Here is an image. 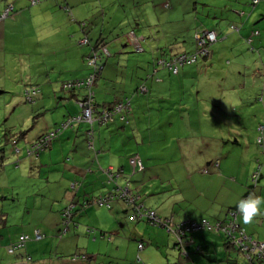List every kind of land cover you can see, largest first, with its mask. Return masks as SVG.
<instances>
[{"label":"rangeland","instance_id":"374dc122","mask_svg":"<svg viewBox=\"0 0 264 264\" xmlns=\"http://www.w3.org/2000/svg\"><path fill=\"white\" fill-rule=\"evenodd\" d=\"M113 1L114 5L110 8L107 7V12L104 15H101L99 11L101 10L99 9L100 2L97 0L92 2V8L98 7L99 10H94L88 20L90 26L88 25L87 28L92 29L93 25L97 23L98 26L94 30L96 32L102 26L105 29V25L108 24L105 30L107 33L103 38L108 54L100 61L102 68L103 66L105 68L98 78L100 85L95 89L96 80L92 86L95 94L97 93L96 101L99 104L96 109L99 111L102 109L103 104L101 103L102 100H105V94L111 99L118 97L121 100L126 95L132 99L134 115L131 117L126 115L129 123H124V128L120 130L119 154H123L128 161L131 155H140L145 169L130 174L131 170L128 167V171H126L129 173L126 174L128 177L124 176L123 179L131 180L133 184L141 183L140 187L143 188L141 191L144 195H150L147 193L148 191L151 193L152 189L156 190L153 197H157L158 202L154 205L164 200L168 201L169 206L177 205L181 204L183 198H188L193 206L198 204L195 202L196 198L211 202L198 197L196 195L198 192H201L202 196L213 197L216 204V198L224 192L223 184L225 182L230 183V185L227 184L230 190L232 184L236 185L238 191L243 189L244 192H242L246 197L251 194L264 198V130H260L264 128V28L262 25L264 17H260L259 14L260 8L264 9V0H260L254 7L250 4L252 0H240L242 3L235 4L238 7L235 8V13L236 10L244 11L245 15L241 17H234L230 13V9L226 5L231 0H217L218 3H215L214 0L213 2L208 0H173L170 7L167 8L163 6L164 2L169 0H162L163 5L157 2L156 5L161 10L157 15H161V13L174 15L168 20H165L164 16L161 20L154 17L135 19L134 16L138 14L137 3L132 4L131 0L130 3L129 0ZM195 6L198 9L195 10ZM143 7L144 4L140 6L141 9ZM124 9L125 11L129 9L128 12H132L126 15L123 12ZM228 13L231 15L228 16ZM261 13L264 15V10ZM246 21L247 23L244 24ZM231 26L234 29H231ZM131 28L134 30H130ZM198 28H215L218 31V38L210 45V54L207 58L199 57L195 63L179 67L177 74L170 72L165 74L164 86L169 80L168 76H171L169 81L170 83L172 81L173 85L172 96L168 97L169 89L163 87L162 97L164 99H159L157 90L150 85V95L141 93L133 98L132 94L136 84L147 82L148 75H156L152 72L156 68L161 69V65L157 62L158 59H165L166 56L175 52H190L195 48L193 35ZM112 29L117 32L109 33ZM252 29H257L260 33L259 36L253 38L254 50L245 40ZM136 39L139 40V45H136ZM258 39L262 40V44L256 41ZM113 40H119L121 46L117 48L111 46ZM91 42L89 45L92 48L96 42L94 39ZM136 48L138 49L136 50ZM160 49H163L166 54H161ZM89 65L88 74L94 72L93 66ZM98 68L100 70L101 66L99 65ZM184 71L186 72L183 74ZM3 74L10 75V78L16 76L14 70H7ZM50 74L53 79L51 83L48 81L47 75L42 78L41 82H37L40 86L42 107L35 113L39 112L37 119H41L43 116L47 119L50 115L53 118L58 117L55 120L58 122L55 124L57 126V124H62L63 116L66 114L64 110H69L71 106V103L67 105L69 101L66 99L69 98L71 91L63 87V83L69 79L55 75L53 72ZM159 74L163 75L161 71ZM130 75L133 76L132 82ZM123 81L126 82V88H123L125 86ZM149 83L150 80L147 85ZM33 85H36L34 80L27 84V86ZM18 89L14 87V91L11 92L16 98ZM52 89L55 91L54 93ZM124 94L126 95L123 96ZM4 96L8 95H0V103L4 104ZM19 96H24L23 90L20 91ZM22 101L27 106L34 104V102H26L24 98ZM75 104L76 106L80 105L76 101ZM213 106L222 110L219 124H216L215 128H212V125H200L198 119L203 118V115H199L197 109L202 110ZM232 109H235L234 112H231ZM16 116L15 119L20 120L26 114L23 115L22 112H19ZM28 119L24 122H31V115L28 116ZM39 122L40 127L44 128L42 119ZM99 127L105 128L103 125H99ZM65 130L60 131L54 139L60 137ZM257 135L261 136L262 141H256ZM123 146L126 148L125 150H122ZM115 148L118 147L112 146V149ZM10 150H12V145ZM5 159H9V157L6 156ZM27 159L30 162L27 161L17 170L21 177L16 180L13 178V181L20 185V187L16 186L15 192L18 193L17 197L24 199L27 197L26 189L30 188L31 193L34 192L31 197L33 198L34 195L38 199L36 204L39 209H26L27 213L15 210L13 216L17 218L18 222L23 219L26 227L27 223L29 226L39 225L45 217L47 222L54 223L59 217V203H63L65 199L62 201L61 198H54V196L62 195L55 187L57 182L45 166L41 169L43 173V178L40 177L42 178L41 187H33L31 183L37 180L34 173L38 171L39 164L31 163L34 160L33 156L27 157ZM13 161L5 163V166L13 168ZM216 161L221 163L218 168L214 165ZM258 162L262 165L254 185L250 175L257 168ZM204 167H207V172L202 171ZM188 172L194 173L193 176L198 180L199 187L204 186L202 191H193L194 188L187 183L185 177ZM30 173L33 174V177L27 176V174L31 175ZM25 175L28 179L23 178ZM211 176H215L212 181H210ZM48 179L49 184L46 182ZM208 182H210L209 186ZM89 207L96 210L99 217L110 214L114 220L110 209L105 205L92 204ZM80 214L82 218L80 222L75 219L80 230L92 227L91 223H94L92 212L86 214L83 209ZM261 220L262 218L257 219L258 222ZM72 230L78 231L71 227L64 235L62 233L59 236L54 233L47 234L44 239H35L33 245H36L39 251L47 249V253H41L42 260L38 261L39 255L35 257L36 264H55L54 258L58 260L56 262L60 263L63 260L70 261L73 253L77 252L74 250L75 246L83 241L81 236L80 239L74 238ZM171 241L173 242V237H171ZM44 242L48 246L38 247ZM57 245L60 247L57 248ZM69 251L72 252L69 253ZM97 260L100 261V259Z\"/></svg>","mask_w":264,"mask_h":264},{"label":"crops","instance_id":"0c3cea01","mask_svg":"<svg viewBox=\"0 0 264 264\" xmlns=\"http://www.w3.org/2000/svg\"><path fill=\"white\" fill-rule=\"evenodd\" d=\"M93 1L38 0L32 2V0H0V10L8 3H11L13 6L12 14L0 21V95H8L3 98V100L5 99L4 104L0 103V264H14L18 262L36 264L37 259L35 257L39 255L38 261L42 260L41 253H47V249L39 251L36 248L37 246L33 245L35 232H40L44 239L47 234L56 233L61 236L60 234L63 233L62 235H64L71 227L72 229H78L77 232L72 230V236L76 239H80L81 236V240L83 241L75 246L74 250H77V252H75L76 254L73 253L74 255L72 254L73 256L70 258V261L63 260L60 263L56 262L58 260L54 258L55 264H260L257 261L248 260L232 247L226 246V240L223 235L205 230L194 231L190 234L192 241L185 245L188 255L184 256L175 248L172 233L167 232L164 227L153 225L146 220L131 219L130 204L125 203L121 198L112 200L108 206L92 200L98 195H108L114 183L120 186L128 184L133 190V194L139 195L138 201L142 202L145 207L155 210L161 217H171L174 222H177L183 220L197 221L203 217L211 220L224 219L227 210L235 208L238 199L245 195L243 189L240 191L236 189V185L232 184L231 190L230 188L228 189L230 183L225 182L223 184L225 187L224 192L216 198V204L213 197L202 196L201 192H198L196 193L198 197L211 202H205L196 198L195 202L198 204L193 206L188 201V198H183L181 204L177 205L169 206L167 200L159 201L160 203L154 205V203L158 202L157 197H153L156 194V190L152 189L151 193L149 191L147 193L150 195H144L141 191L143 189L140 187L141 183L133 184L131 180L126 181L123 179L124 176L128 177L126 175L129 174L126 173L128 167L131 170L130 174H135L136 172L132 173L129 161L123 154H119L118 137L121 134L120 130L124 128V124L121 123L118 117H114L113 120L105 123H100L97 120H93L89 124L84 122L77 123L70 129L66 128L56 140L53 139L46 150L39 152L37 155L27 152L31 144L41 134L55 127V124L58 123L55 120L58 117L53 118L50 115L47 120L43 116L41 119L45 127L41 128L39 122L41 119H37L39 112L35 113L42 107L41 91L31 106L24 105L22 101L24 97L19 96L20 91L24 90L28 82L32 80L35 81L37 87H40L37 82H41L45 75H47L48 81L51 83L53 80L51 72L67 79L83 78L88 75L90 67L86 63V56L94 47L91 48L89 44L92 43L93 39L95 42L103 41L104 35L107 33L105 30L108 26V24L105 25V29L102 26L96 32L94 30L98 26L97 23L93 25L92 29L87 28L88 25L90 26L88 20H90L94 10L98 9V7L92 8ZM97 1L101 4L99 8L101 10L98 9L101 15L107 12V7L110 8L114 5L113 0ZM131 1L132 4L134 2L138 4V14L134 16L135 19L154 17L161 20L162 16H164V19L168 20L174 17L171 14L166 15L161 13V15H157L161 10L156 4L160 2L163 5L162 0ZM208 1L213 2V0ZM172 2L173 0L164 2L163 7H170ZM214 2L218 3L217 0H214ZM239 2L241 1L231 0L226 5L234 17L245 15V13L241 14V10H239L240 12L236 10L235 13V8H238L235 4H239ZM142 4H144L143 9L140 8ZM118 6L120 5L118 4ZM194 9L196 10L198 7L195 6ZM128 10L126 9L125 11L124 9L123 12L128 15L129 12H132H128ZM262 10L264 9L261 7L259 12L260 17H264L261 13ZM230 13L227 15L230 16ZM246 23L247 21L244 24ZM262 25L264 28V22ZM236 29L238 30V28ZM130 30L134 29L131 28ZM114 32H117V30L112 29L109 31V33ZM83 37H87V43L80 41ZM256 41L258 43L262 42L259 39ZM110 45L115 48L121 46L119 40H113ZM159 51L161 53L163 49ZM104 68L103 66L101 74ZM7 70H14L16 76L10 78V75L3 74ZM159 71L163 75H160ZM153 73H156V75L148 78L150 80L149 85H147L149 80L145 81V84L148 88L150 85L154 86L160 96L158 97L159 99H164L162 97L163 87L169 89L168 97H171L173 86L172 81L171 83L169 81L171 76H168L169 80H167V84L164 86V76L166 73H169V70L166 68H156ZM151 79L153 80L151 81ZM130 80L131 82L133 81V76L131 75ZM138 84L139 82L136 84V87ZM99 85L100 81L97 78L95 89ZM123 85H125L123 88H126L125 81H123ZM14 87L19 88L17 98L14 97V93H11L14 91ZM84 91V89H76L69 92V98L66 99L69 101L67 105L71 103V106L69 110H64L66 114L63 116V119L68 114L78 112V107L74 100L80 98ZM52 92L54 93L55 91L52 89ZM93 94L97 103V93L95 94L94 90ZM132 95L134 98L140 94L133 93ZM147 95H150V93L148 92ZM104 99L101 104L112 103L119 98L115 97L111 99L110 96L105 94ZM148 108L150 107L148 106ZM197 110L199 115H203V118L200 117V120L198 119L200 125H212V128H215V125L219 124V116L222 111L220 108L213 106ZM233 110L235 109H232L231 112H234ZM19 112H22L23 115L26 114V116L17 120L15 118ZM129 112L130 117L134 115L133 108ZM30 115L31 122H28V116ZM26 119L28 121L24 122ZM99 125H103L105 128L99 127ZM88 129L92 131L91 147H88L87 144L88 135L86 131ZM263 130L264 128H262ZM11 145L12 150H10ZM6 146L8 147L7 149ZM112 146H117L118 148L112 149ZM123 149L125 150L126 148L123 146ZM6 156L9 159L6 160ZM31 156L34 157L31 163L37 162L39 164L38 171L34 173L37 180L31 183L33 187H41V180L43 178L41 169L45 166L49 169V173H51L55 182H57V186L55 187H57L58 192L62 195L54 196V198H61L62 201L65 199V201L59 203V217L54 223L47 222L45 217L39 225L29 226L27 223L26 227L23 219L18 222L17 218H14L13 213L15 210H22L27 213L26 209H39L36 204L38 199L34 195L33 198L31 197L34 192L31 193L30 188H27L25 191L27 197L24 199L17 197L18 193L15 192L17 190L16 186L20 187V185H17L13 181V178L16 180L18 177H21L17 170L27 161L30 162L27 157L31 158ZM12 160H14L13 168H7L8 166H5V163ZM220 166L221 163H219ZM107 169L120 174V176L116 177L115 182L109 180L106 173ZM193 174L187 173L185 177L187 183L190 187L194 188L193 191H202L201 189L204 186H198V180L194 178ZM27 176L33 177V174H27ZM23 178L28 179L26 175ZM213 179H215V176H211L210 181ZM46 182L49 184V179ZM207 185L209 186L210 182ZM234 189H236V192H234ZM71 202H74L76 207L66 223L67 231L64 232L62 210ZM92 204L108 207L114 220L110 214H104L102 217H99L97 211L89 207ZM31 205L33 206L32 208ZM83 209H85L86 214L92 212L94 223H91L92 227L80 230L75 219L80 222L82 219L80 212ZM258 218L264 220V213L255 217L254 221L249 224L243 223L241 216H239L238 220L248 234L264 241V223H262V220L258 222ZM20 222L23 224H20ZM21 234H27L31 237L25 242L23 247L10 253L8 246L15 242ZM171 237H173V242L171 241ZM139 243H142L141 248L138 247ZM58 245L57 248L60 247ZM46 246L48 244L44 242L38 247L44 248ZM71 252L69 251V253ZM97 259H100V261Z\"/></svg>","mask_w":264,"mask_h":264},{"label":"built area","instance_id":"2783aa9c","mask_svg":"<svg viewBox=\"0 0 264 264\" xmlns=\"http://www.w3.org/2000/svg\"><path fill=\"white\" fill-rule=\"evenodd\" d=\"M258 0H252L253 3H257ZM34 2V0H32ZM13 10L12 4H7L1 11H0V20L4 19L6 16H8ZM253 34H257V31H253ZM130 35H133L130 33ZM217 38V32L214 29H202L198 28L195 33V40H196V45L198 47L197 51L191 55H186V54H181L176 57H174L171 60L165 61V60H159L158 63L167 66L169 69H171L173 72H177V66L180 64H183L185 62H192L196 60V57L198 54H208V43L216 40ZM82 43L87 42V38L83 37L80 40ZM251 41V38H248V42ZM136 45H139V40L136 39ZM138 49V48H137ZM108 54V50L104 45H101L99 49L93 50L92 54L88 57V64H91L94 67V72L98 67L97 59L100 58L99 54ZM94 72L90 73L87 75L82 80L75 81L73 84L74 85H86L89 87L91 84L93 78H94ZM72 85V83H67V86ZM140 89L142 91L146 90V87L144 85L140 86ZM36 90H26V98L28 100L31 99V95L35 93ZM125 101V102H124ZM80 105L82 106V111L80 114L72 116L69 118L66 122L62 123L59 127H57L54 130H51L49 132L44 133L42 136H40L28 149V153H32L37 155L38 152L42 149H44L46 146H48L49 142L56 136L58 131L62 127H66L68 125H72L73 123H79L80 121H85L88 123H91L93 120H97L100 123H104L107 121H111L114 119V117H118L120 120H126V115L129 113V102L128 100H118L116 103H113L109 108H104L101 109L100 112L95 115V107L93 104V99H92V92H89L87 97L83 99L80 102ZM88 135V147L92 146V131L91 129H88L87 131ZM130 164L133 167H138L140 169L143 168V163L141 159L134 155L131 156L129 159ZM106 173L108 175L109 180L111 181L113 179V176H118L119 173H114L111 169H107ZM137 195V194H135ZM133 194L132 189L129 187L128 184L124 186H116L113 191L108 193V195H98L94 197L92 200L96 203L99 204H105L109 205L110 202L116 198H121L123 199L126 203L131 205V213H130V218L131 219H143L148 221L149 223L157 226H162L165 227L168 232L174 233L176 238L178 237L177 232L179 233V229L181 226H184L185 230H196L200 228H208V229H214L216 231H224L227 235H231L233 238L234 243H238L239 247L243 251L246 252V256L249 255L248 252L251 251H256L257 255L261 257V259H264V244L263 243H258L257 241L254 240H249L247 239V236L243 234V232L240 230L239 235H235L236 231V224H233L231 222L227 223H221V222H216L213 225L207 220L206 218H203L200 222H194L190 220H184V221H179V222H174L171 217H161L158 215L155 210L147 208L144 206V204L140 201H138V196H135ZM75 204L74 203H69L62 211V216H63V224H64V232L67 231L66 223L69 220V217L71 215L72 210L74 209ZM234 233V234H233ZM43 235L36 231L34 235V239H40L42 238ZM30 237L27 234H21L19 235L17 241L13 242L8 246V251L10 253H13L15 250L23 247L25 242L29 240ZM179 239V237H178ZM139 248L142 247V244L139 243L138 245ZM75 258V257H74ZM73 258V259H74Z\"/></svg>","mask_w":264,"mask_h":264},{"label":"trees","instance_id":"16d2710c","mask_svg":"<svg viewBox=\"0 0 264 264\" xmlns=\"http://www.w3.org/2000/svg\"><path fill=\"white\" fill-rule=\"evenodd\" d=\"M35 1H38V0H34V2ZM258 2H259V0L257 1V3H253L252 1H251V5H252V7H254L255 5H257L258 4ZM8 4H11V3H8ZM1 11V10H0ZM12 12H13V10H12ZM12 12L8 15V16H6L5 18H7V17H9L11 14H12ZM240 12V11H239ZM243 13H245L244 11H241V14H243ZM4 18V19H5ZM3 20V19H2ZM1 21V20H0ZM212 29H214L215 30V28H212ZM231 29H234V27L233 26H231ZM197 30V29H196ZM237 30V29H236ZM216 32H217V30H215ZM253 31H257V34H253L252 32ZM134 32V31H133ZM195 33H196V31L194 32V42H195V48L192 50V51H190V52H175V53H172V54H170V55H168V56H166V58L165 59H163V60H165V61H168V60H171V59H173L174 57H176V56H178V55H181V54H186V55H191V54H193V53H195L196 51H197V49H198V47H197V43H196V40H195ZM260 35V33H259V31L257 30V29H252L251 30V32H250V34L245 38V40H246V42L248 43V44H250V48L252 49V50H254V48H253V45H252V43H253V38L254 37H257V36H259ZM251 38V41L250 42H248V38ZM87 38V37H86ZM217 38H218V32H217ZM217 38H216V40H217ZM82 39V38H81ZM80 39V40H81ZM87 41H88V39H87ZM215 41V40H214ZM85 43H87V42H85ZM213 43V41L212 42H210V43H208V49H209V52H208V54H205V55H202V54H198L197 55V57H196V60H194V61H192V62H185V63H183V64H180V65H178L177 66V72H173L171 69H169L167 66H165V65H162V64H160L161 66V68H166V69H168L169 70V72H171V73H173V74H177L178 72H179V67H181V66H184V65H188V64H192V63H195L197 60H199L198 58L200 57V58H207L208 57V55L210 54V45ZM101 45H104L105 47H106V44L103 42V41H97L96 43H95V45H94V47L91 49V51L87 54V60L89 59L88 57L92 54V52H93V50H97V49H99L100 48V46ZM107 48V47H106ZM108 50V49H107ZM136 50H137V48H136ZM164 51V50H163ZM161 52V54H166L165 52ZM99 57L100 58H98L97 59V63H98V66L100 65L101 66V69L99 70V68L97 67V69L95 70V72H94V78H93V80H92V82H91V84L89 85V87H87L86 85L84 86V85H74L73 83L75 82V81H78V80H82V79H84L85 77H83V78H77V79H69V80H67V81H65L64 83H63V87L65 88V89H69L70 91H72V90H76V89H84L85 91H84V93H83V95L81 96V99H78V98H76L75 99V101H76V103H80L83 99H85L86 97H87V95H88V93L89 92H92V99H93V104H94V107H95V109H96V107H98L99 105L95 102V98H94V94H93V89H92V86H93V84L95 83V81L97 80V78H99V76L101 75V70H102V65L100 64V61L103 59V57H105V54H103V53H100L99 54ZM159 60H162V58H160V59H158V61ZM157 61V62H158ZM86 63H87V61H86ZM87 65L88 66H90L88 63H87ZM155 65H156V63H155ZM94 68V67H93ZM153 73V72H152ZM149 76V75H148ZM147 76V78H150V77H153L154 76V74L153 75H151V76H149L148 77ZM143 80H145V79H143ZM67 83H72V85H70V86H67ZM142 85H144L145 87H146V90L145 91H142L141 89H140V86H142ZM36 90L35 91V93L33 94V95H31V99L30 100H28L27 98H26V94H25V91L26 90ZM39 92H40V89H39V87H37L36 85H33V86H27V87H25L24 88V90H23V97H24V100L26 101V102H35L36 101V98H37V96H38V94H39ZM149 92V88H148V86L145 84V83H139L138 85H137V87H136V89L134 90V93L135 94H141V93H148ZM131 97L130 96H128V95H126L125 97H123L121 100H128V102H129V106H130V109H129V111H131L132 110V105H131V102H132V99H130ZM119 100V99H118ZM118 100H115L114 102H109V103H105V104H103L102 106L103 107H101L102 109H104V108H109L113 103H116ZM125 102V101H124ZM78 106V112L77 113H74V114H68L66 117H64V119H63V121L61 122V123H64V122H66L69 118H71L72 116H75V115H78V114H80L81 113V111H82V106H80V105H77ZM100 111L98 110V109H96V111H95V115H97L98 113H99ZM130 115V112L128 113V116ZM121 121V123H129V121H128V119L126 118V120L124 121H122V120H120ZM80 122H85V121H80ZM79 122V123H80ZM85 123H88V122H85ZM77 123H73L72 125H68V126H66V127H62L59 131H58V133L56 134V136L59 134V132L60 131H62L63 129H66V128H72V127H74L75 125H76ZM89 124V123H88ZM60 126V124H57V126H55V128H53L52 130H54V129H56L57 127H59ZM260 130H262V128L260 129ZM51 131V130H50ZM49 132V131H48ZM46 133V132H45ZM44 134V133H43ZM43 134H41L40 136H42ZM39 136V137H40ZM55 136V137H56ZM38 137V138H39ZM54 137V138H55ZM37 138V139H38ZM53 138V139H54ZM36 139V140H37ZM52 139V140H53ZM260 139V140H259ZM35 140V141H36ZM51 140V141H52ZM86 140H87V138H86ZM34 141V142H35ZM51 141L49 142V144H48V146H46L44 149H42V150H40L39 152H41V151H44V150H46L49 146H50V143H51ZM256 141H258V142H260V141H262L261 140V136H259V135H257V137H256ZM33 142V143H34ZM32 143V144H33ZM31 144V145H32ZM38 152V153H39ZM131 156H134V154L133 155H131ZM139 157V156H138ZM140 158V157H139ZM130 159V158H129ZM141 159V158H140ZM141 161H142V159H141ZM130 163V162H129ZM143 163V162H142ZM217 168L219 167V162L218 161H216V163L214 164ZM261 165H262V163H260V162H258V164H257V168L255 169V171H253L252 173H251V175H250V177H251V180L253 181V183H254V185L256 184V181H257V177H258V175H259V171H260V169H261ZM130 166L132 167V173H135V172H139V171H141V170H143L144 169V164H143V168L142 169H140V168H138V167H133L131 164H130ZM203 172H207L208 171V169H207V167H204L203 168V170H202ZM114 172V171H113ZM115 173V172H114ZM116 174V173H115ZM118 176H120V174H118ZM118 176H113V179L111 180V181H113V182H115V180H116V177H118ZM116 186H120V185H118L117 183H114V186H113V188L111 189V191H113V189L116 187ZM133 191V190H132ZM110 193V192H109ZM136 196H138L139 197V195H136ZM138 197H136V198H138ZM243 197H246V195H244ZM123 200V199H122ZM124 201V200H123ZM125 202V201H124ZM71 203H74V202H71ZM126 203V202H125ZM75 204V203H74ZM75 207H76V204H75ZM74 207V208H75ZM130 207H131V205H130ZM63 211V210H62ZM73 211H75V209H73L72 210V212L71 213H73ZM239 216H241V214L238 212V210H237V208L235 207V208H230V209H228L227 210V213H226V216H225V218L224 219H214V220H211V219H208V218H206L207 220H209V222L213 225L214 223H216V222H221V223H227V222H231V223H233V224H236V231H235V235L236 236H238L239 235V231L241 230L242 232H243V234L245 235V236H247V239H249V240H254V241H257L258 243H263L264 244V241L263 240H261V239H258V238H256V237H254L253 235H251V234H248L246 231H245V229L241 226V224L239 223ZM62 218H63V216H62ZM203 218H205V217H203ZM203 218H201L200 220H197V221H194V222H200ZM184 221V220H183ZM190 221H192V220H190ZM177 222H179V221H177ZM165 228V227H164ZM166 229V228H165ZM201 230H205V231H208V232H212V233H215V234H221V235H223V237L225 238V240H226V242H225V245L227 246H229V247H232L233 249H235L236 251H238L239 253H241L243 256H245V258H247L248 260H250V261H257V262H259L260 264H264V259H261V257H259L258 255H257V252L256 251H251V252H248L249 253V255L248 256H246L247 254H246V252L245 251H243L242 249H241V247H239V244L238 243H234V241H233V238L231 237V235L229 236V235H227L224 231H222V230H220V231H216V230H214V229H208V228H200V229H196V230H185V228H184V226H181L180 227V229H179V233L177 232V234H178V237H179V239H178V237L176 238V236H175V234L174 233H172V235H173V237H175V241H174V246H175V248L179 251V253L180 254H183L184 256L185 255H188V252L185 250V245H187V244H189L192 240H191V238H190V234L192 233V232H194V231H201ZM168 232V231H167ZM171 233V232H170ZM234 234V233H233ZM30 237V236H29ZM15 241H17V240H15ZM142 244V243H141ZM24 246V245H23Z\"/></svg>","mask_w":264,"mask_h":264},{"label":"clouds","instance_id":"9594fccd","mask_svg":"<svg viewBox=\"0 0 264 264\" xmlns=\"http://www.w3.org/2000/svg\"><path fill=\"white\" fill-rule=\"evenodd\" d=\"M236 208L241 214L243 223L249 224L254 218L264 213V198L249 195L238 199Z\"/></svg>","mask_w":264,"mask_h":264},{"label":"water","instance_id":"95a60500","mask_svg":"<svg viewBox=\"0 0 264 264\" xmlns=\"http://www.w3.org/2000/svg\"><path fill=\"white\" fill-rule=\"evenodd\" d=\"M14 264H25V262H18V263H14Z\"/></svg>","mask_w":264,"mask_h":264}]
</instances>
